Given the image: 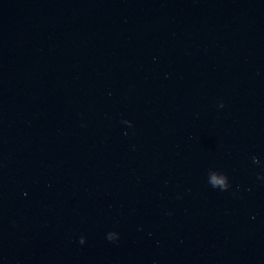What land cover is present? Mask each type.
Segmentation results:
<instances>
[{
	"label": "water",
	"instance_id": "obj_1",
	"mask_svg": "<svg viewBox=\"0 0 264 264\" xmlns=\"http://www.w3.org/2000/svg\"><path fill=\"white\" fill-rule=\"evenodd\" d=\"M0 264H264V0H0Z\"/></svg>",
	"mask_w": 264,
	"mask_h": 264
}]
</instances>
